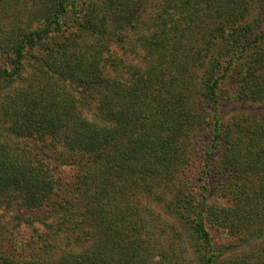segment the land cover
Here are the masks:
<instances>
[{"label": "trees", "instance_id": "trees-1", "mask_svg": "<svg viewBox=\"0 0 264 264\" xmlns=\"http://www.w3.org/2000/svg\"><path fill=\"white\" fill-rule=\"evenodd\" d=\"M226 101L264 103V0H0V264H264V116Z\"/></svg>", "mask_w": 264, "mask_h": 264}, {"label": "rangeland", "instance_id": "rangeland-1", "mask_svg": "<svg viewBox=\"0 0 264 264\" xmlns=\"http://www.w3.org/2000/svg\"><path fill=\"white\" fill-rule=\"evenodd\" d=\"M257 12V9L254 8L253 9V16L255 15V13ZM130 43V42H129ZM129 43H125V46L128 48L129 46ZM141 53V51H140ZM129 59H133L135 61V59L133 57L130 56ZM240 108H244V109H248L249 111H253L259 115H262L264 116V103H261V102H256V103H251V102H247V103H241V102H236V101H226V103L223 105L222 107V113L224 112L225 113V117H232L233 115H235L234 113L237 112V109H240ZM90 113L93 112V109H91L89 111ZM232 112V116L230 115V113ZM90 115V114H89ZM63 170H64V175H69L71 176L73 174V168L70 167V166H65L63 167ZM210 180L209 182H214V176L213 175H210ZM145 201V204H150L152 205L153 208H155L157 210V212H161L163 213V207H162V203H156L153 201L152 198H145L144 199ZM6 216H1L0 218V224L2 226H5L8 221V218L10 216V221L13 222V231L14 233H18V235H23L24 234V237H28V232L27 230L29 229L28 226H26L25 224H20L19 223V220L16 218L15 215H19L20 214V210L18 208H15V209H11L8 213H5ZM23 214V213H21ZM25 215L27 216H33L34 214L31 213V212H26L24 213ZM164 214V213H163ZM152 215V214H151ZM166 215V214H164ZM167 216V215H166ZM170 218H172L170 216ZM168 221V219L162 217V218H158L157 221H156V231L158 232H161L162 229H165L164 228V225L166 224V222ZM171 221V220H170ZM154 222V221H153ZM6 223V224H5ZM170 225V223H169ZM15 227H18V230L15 228ZM212 232L214 234V238H215V241L218 242V243H222V244H226V243H229L231 242L233 239L230 238L229 235L223 233V232H219V231H215L214 229H212ZM172 233L169 232V235H171ZM24 237H22L21 239H23ZM20 239V240H21ZM57 241V240H56ZM7 244V243H6ZM59 242H56V249L59 247L58 246ZM65 245V244H63ZM177 249L178 248H181V252L179 251L178 254H181V262L185 263V262H190L192 260L193 257H195V252L193 251V248L192 246L190 245V243L187 242V239L186 237L183 236V238L181 239V242L180 240H177L176 241V246H175ZM240 250V248L242 247H236Z\"/></svg>", "mask_w": 264, "mask_h": 264}]
</instances>
